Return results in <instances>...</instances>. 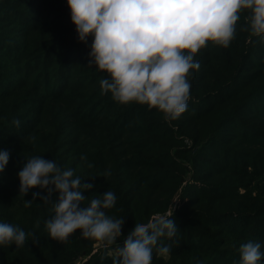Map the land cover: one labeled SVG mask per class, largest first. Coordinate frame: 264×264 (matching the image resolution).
Returning a JSON list of instances; mask_svg holds the SVG:
<instances>
[{"label": "trees", "instance_id": "1", "mask_svg": "<svg viewBox=\"0 0 264 264\" xmlns=\"http://www.w3.org/2000/svg\"><path fill=\"white\" fill-rule=\"evenodd\" d=\"M248 15L241 12L228 47L208 42L197 52L187 109L166 120L101 90L108 74L90 63L91 37L78 40L67 0H0V150L10 153L0 222L32 234L21 247L0 245V264H112L115 245L79 231L52 240L51 205L38 196L25 206L33 192L46 195L19 193L17 173L33 155L92 182L85 197L116 194L106 214L124 217L121 247L136 222L175 201L179 231L162 238L170 254L154 250L152 264H238L249 239L264 251V37L247 29Z\"/></svg>", "mask_w": 264, "mask_h": 264}, {"label": "clouds", "instance_id": "2", "mask_svg": "<svg viewBox=\"0 0 264 264\" xmlns=\"http://www.w3.org/2000/svg\"><path fill=\"white\" fill-rule=\"evenodd\" d=\"M67 5L78 40L87 44L91 37L90 63L108 74L99 81L101 90L120 104L156 108L166 120L177 119L187 109L190 70L200 68L194 58L197 52L208 42L228 47L242 11L249 12L247 29L264 37V0H67ZM12 123L19 126L21 121ZM9 157V151L0 150V172ZM74 171L33 155L17 173L19 193L25 195L35 187L46 190V195L33 192L25 206L38 196L51 205L54 214L45 228L52 240L62 243L79 231L105 247L115 245L112 264H152L154 250L169 256L171 245L162 238L172 239L179 231L171 219L175 201L171 211L136 222L121 247L117 239L122 237L124 217L106 214L115 205L116 194L106 190L85 197L83 192L94 184H82ZM29 235L19 226L0 222V245L21 247ZM261 249V242L253 239L242 243L238 264H264Z\"/></svg>", "mask_w": 264, "mask_h": 264}]
</instances>
